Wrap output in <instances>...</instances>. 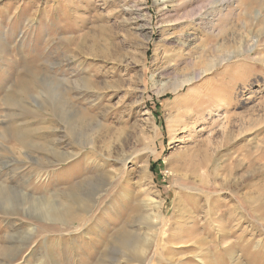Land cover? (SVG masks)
I'll list each match as a JSON object with an SVG mask.
<instances>
[{
	"label": "rangeland",
	"instance_id": "rangeland-1",
	"mask_svg": "<svg viewBox=\"0 0 264 264\" xmlns=\"http://www.w3.org/2000/svg\"><path fill=\"white\" fill-rule=\"evenodd\" d=\"M0 202V264H264V0H0Z\"/></svg>",
	"mask_w": 264,
	"mask_h": 264
},
{
	"label": "bare ground",
	"instance_id": "bare-ground-1",
	"mask_svg": "<svg viewBox=\"0 0 264 264\" xmlns=\"http://www.w3.org/2000/svg\"><path fill=\"white\" fill-rule=\"evenodd\" d=\"M253 36V35H252ZM260 36H262V35H260ZM217 47H220V46H217ZM215 48V50H208V53H207V50L205 49L203 52H202V55L203 56H201L200 58H202V59H204V61H206L207 62V65L206 66H204V69H200V73L201 74H205V73H207V72H209L210 70H212L214 67H216L217 66V64H221L222 62H224V59H223V54L220 56V55H217V56H214L215 54H216V50L218 49V48ZM209 52H210V54H209ZM226 53V52H225ZM208 55V56H207ZM188 56V55H187ZM209 56H214L213 58H210ZM186 60H188L189 62H191V60H189V57L186 59ZM195 61H193V63H194ZM193 63L192 64H190L189 65V67H190V69H187V70H185V72L184 73H181L180 75L179 74H175V78L173 79V82H171V83H167L165 86H164V88H163V91H171V92H176V91H178L180 88H183V86H186V85H189V84H191L192 82H193V80H195V79H197L201 74L199 73V74H197L198 72L197 71H195L196 69H194V66L195 65H193ZM198 67H200L199 65H198ZM197 67V68H198ZM99 194H100V192H98ZM97 192H96V194L94 195V196H96L97 194H98ZM100 196V195H99ZM97 197V196H96ZM7 199V198H6ZM8 202V201H7ZM0 203H2V202H0ZM4 203V202H3ZM95 203V202H94ZM153 203V202H152ZM5 204V203H4ZM148 204V203H147ZM154 206V209L155 210H158L160 207H159V203L157 204H155V205H153ZM158 214V213H157ZM159 216V215H158ZM152 228H153V226H152Z\"/></svg>",
	"mask_w": 264,
	"mask_h": 264
}]
</instances>
